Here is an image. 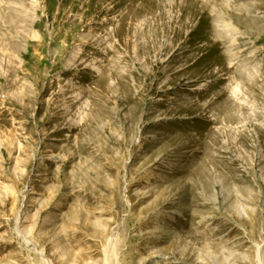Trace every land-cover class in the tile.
Listing matches in <instances>:
<instances>
[{"label": "rangeland", "instance_id": "374dc122", "mask_svg": "<svg viewBox=\"0 0 264 264\" xmlns=\"http://www.w3.org/2000/svg\"><path fill=\"white\" fill-rule=\"evenodd\" d=\"M0 264H264V0H0Z\"/></svg>", "mask_w": 264, "mask_h": 264}]
</instances>
